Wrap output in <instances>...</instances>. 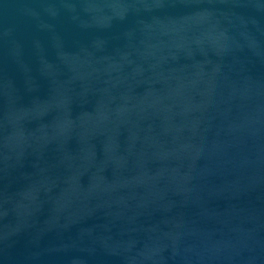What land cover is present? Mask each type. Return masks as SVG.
Wrapping results in <instances>:
<instances>
[{"label": "water", "instance_id": "95a60500", "mask_svg": "<svg viewBox=\"0 0 264 264\" xmlns=\"http://www.w3.org/2000/svg\"><path fill=\"white\" fill-rule=\"evenodd\" d=\"M0 264H262L234 0H0Z\"/></svg>", "mask_w": 264, "mask_h": 264}]
</instances>
